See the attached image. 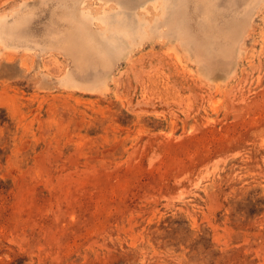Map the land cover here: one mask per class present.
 <instances>
[{"label": "rangeland", "instance_id": "rangeland-1", "mask_svg": "<svg viewBox=\"0 0 264 264\" xmlns=\"http://www.w3.org/2000/svg\"><path fill=\"white\" fill-rule=\"evenodd\" d=\"M0 264H264V0H0Z\"/></svg>", "mask_w": 264, "mask_h": 264}]
</instances>
